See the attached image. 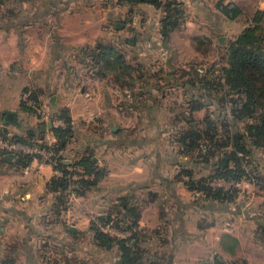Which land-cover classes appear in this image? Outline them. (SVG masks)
Listing matches in <instances>:
<instances>
[{
    "label": "crops",
    "instance_id": "obj_1",
    "mask_svg": "<svg viewBox=\"0 0 264 264\" xmlns=\"http://www.w3.org/2000/svg\"><path fill=\"white\" fill-rule=\"evenodd\" d=\"M180 1L185 20L169 33L166 40L162 39L159 32L161 18L150 17L139 27L140 33L145 30L147 34L141 35L136 44L131 46L136 51L140 45L137 55L149 53L151 58L158 60L157 64H161L151 70L155 71L151 73L156 76L155 80L141 83L143 88L141 86L140 89L149 92L151 97L143 105L146 109L139 104L133 106L130 95H127L130 100L117 105L115 100L120 95V90L116 89L118 87L112 82L107 86L98 85L99 80H92L85 86L83 84L78 93H75L71 83L60 80L54 86L64 93L60 96L64 104H60L56 95L51 96L50 101H55V107L58 104L68 107L70 124L73 129L79 130L80 135L74 144L76 147L68 148L66 145L59 151L62 162L81 168L82 177L92 178V175L84 173L81 166L73 165L81 157L91 156L94 164L104 170V176L98 184H102L109 193L106 199L97 201L111 205L116 201L115 197L124 196L129 198L128 201L135 202V229L139 235L138 246L145 252L143 260L159 264H206L205 261H198L202 258L199 252L207 248L206 235L209 230L214 231L213 247L222 256L238 257L244 251H264V238L260 237L264 229V200L251 196L242 198L241 193H247L253 187L250 181L243 179L229 181L237 189V195L231 202L195 200L192 191L185 185L189 178L182 172L184 167L190 165L172 158L173 145L161 147L156 141L169 135L160 129L153 114L158 103L155 93L159 89L162 92L192 88L187 79H176L177 82L174 79L176 83H173L176 69L172 65L182 60L207 57L203 49L205 46L216 45L219 51H225L224 47L249 25L254 12L264 10V0H232L237 11L241 9L242 12L234 18H228L219 7L229 0ZM241 5L253 7L250 18L243 16ZM150 7L153 11L160 10L152 4ZM10 42H13V37H10ZM87 42L90 40L86 38L74 40L76 45ZM126 42L131 44L132 40ZM162 61H165L164 64ZM189 70L181 68L180 73L187 76L195 74ZM143 75V72H138L139 77ZM111 91L115 92L114 98L111 97ZM161 96L163 100L165 95ZM159 103L162 105V101ZM206 104L191 111L195 120H201L209 113L210 105ZM5 105L0 103V120L6 111L12 110L17 113L18 124L6 125L2 122L4 127H12L16 134L23 137L34 133L31 126L24 128L16 109H9ZM187 111L189 113V109ZM127 114L134 115L122 128L119 122ZM59 125L64 126L63 123ZM43 128L40 126V132ZM46 132L40 135L39 140L49 138L47 129ZM52 139L55 140L54 135ZM4 155L0 151V252L5 251L6 259L11 260V255L17 254L18 259L13 256L14 260L17 259L12 261L13 264H47L42 263V259L38 261L39 257L36 256L37 250L45 246L49 252L53 251L52 255L59 253L60 258L52 260L54 264H78L77 237L84 225L68 223V217L74 216L75 212L59 209L61 206L57 204L62 201L56 196L59 191L48 189V182L60 174L56 173L52 164L41 162L38 157H32L26 165H22L16 156L8 162ZM184 155L178 154L186 159L188 156ZM257 155L260 156L256 160L262 166L264 153L259 152ZM206 166L203 168L208 170ZM124 201H120L122 205H126ZM81 214L77 216H89ZM124 235L121 238L126 237Z\"/></svg>",
    "mask_w": 264,
    "mask_h": 264
},
{
    "label": "rangeland",
    "instance_id": "obj_2",
    "mask_svg": "<svg viewBox=\"0 0 264 264\" xmlns=\"http://www.w3.org/2000/svg\"><path fill=\"white\" fill-rule=\"evenodd\" d=\"M161 2H165V0H161ZM177 2H180L182 5L180 0H177ZM240 7L244 10L243 16L250 18L253 7L250 5H241ZM164 10L160 8L159 11H153L150 4L131 0H0V103L6 104L5 106L9 109H16L24 128H29L28 126L33 128L34 135L33 138H30V142H34L37 145L40 142H45L50 150L54 152H56L58 144L56 139H52L53 134L51 130L55 125L60 126L59 123H63L65 126L66 124L60 119V116L62 114L69 116L70 114L66 105H60L64 104L63 98L60 99V96L64 93L58 88L55 89L56 87L54 86L60 80L66 81L68 84L71 83L75 87V93L79 92L83 84L85 86L87 83L92 82V80H96L97 82L99 80L100 83L98 85L104 84L106 86L110 84L109 82H112L118 87L116 89L120 90V95L115 100L117 105L130 100L127 98V95H130V102L133 106L139 104L141 108L146 109V106L143 105H145L146 99H150L151 97L149 96V92L140 89L141 86L143 88V84L141 83H144L145 80L149 82L150 80H155L156 76L151 75L155 71L151 70L154 67H159L161 64H157L158 60L154 59V57L151 58L152 56L149 53L137 55L139 52L137 50L141 49L140 45H137L136 51L131 49V46L136 44L141 35L147 34L145 30L142 33L139 31L142 22L150 17L152 19L162 18L165 14ZM240 12L241 9L237 11L236 15L240 14ZM185 17L186 15L182 12L176 18L179 22L178 26L184 22ZM258 26L264 36V16ZM10 37H13L12 43L10 42ZM78 38H86L90 42L76 45L74 44V40ZM127 40H132V43L128 44ZM106 43L114 45L117 50L124 54L127 64L130 65V71H126L129 74L118 77L115 74L104 76L98 74L99 64L96 63L94 57V54L97 53L95 50L96 45ZM203 49L208 54L207 57L182 60L172 65L176 69L174 72L176 75L172 77L173 83L178 81L176 79L183 81L195 79L192 72L203 75L205 71L207 78L211 82H219L217 78L221 67L225 65V51H219L216 45L205 46ZM139 57L142 59L138 60ZM162 62L164 64L165 61ZM181 68L190 69L189 72L192 74L187 76L180 73ZM138 72H143V77H139ZM174 79L176 82H174ZM114 91H111V97L113 98L115 97ZM162 94L165 95V98L163 97L164 101L161 99ZM55 95L58 101H61L56 107L54 106L55 101L53 103L50 101V97ZM155 95L158 103L153 109V114L157 120V124L160 125V129L169 135L168 138L163 140L157 138L158 145L161 147L173 145L175 149L172 152L171 156H174L172 158L190 165V167H184L183 170H190L194 180L203 176H211L212 168L210 165L206 166L208 170L203 168L206 164L202 162V158L197 151L204 148L203 144L201 147H191L190 150L188 149V153L184 151V155L182 154L183 146L178 141V137L189 128L188 120L190 115L187 111V102L193 98H198L205 103L211 101L210 103L212 104L208 109L210 110L209 113L213 117H219L226 122L229 104L224 100L221 107L219 102L220 98H224V92L217 88L201 90L192 87L187 90H163L162 92L159 89ZM226 98L228 99L229 97L226 96ZM159 101H162V105ZM262 110L264 113V109ZM133 115L130 116L133 117ZM130 116L127 114V116L121 119L119 124L122 128L127 124L129 118L132 119ZM48 123L51 124L50 128L49 126L47 127ZM85 124L86 122H84ZM245 124L246 121H241L238 123L237 128L243 132ZM40 126L44 127L43 131H41L42 133L40 132ZM11 128L4 127V124L0 120V130H6L8 136L23 137V135L16 134L15 130ZM45 128L49 132V138L41 141L39 140L40 135L47 133ZM158 129L156 131L157 134L159 133ZM91 130L94 131L93 129ZM225 130L228 129L223 127L222 131ZM229 131L231 132L232 129H229ZM78 132L79 130L73 129L71 125V133L66 140L65 148L67 146L68 148L77 146L74 144H76L77 139L80 137ZM224 140L225 138L223 137L222 142ZM250 150L252 151V157L249 160L252 162L254 159L256 164L245 162L244 165L248 173L241 179L248 181L247 178L251 177L253 179L251 181L253 187H250V191L247 193L246 191L242 192L241 196L244 199L247 196H251L257 200H261L262 198L264 200V160L261 161L262 166L256 160L260 156L257 154L259 152L264 153V149L253 147ZM230 151L231 148L229 146L223 147L220 154L217 155L216 160L220 165L223 158L227 160L226 165H231V160L229 159ZM1 152L3 153V150ZM57 154L59 158L60 152L58 151ZM178 154L188 157L182 159L183 157L178 156ZM209 183L213 187L223 186L226 189L232 187L229 181L215 179ZM106 191L107 189L103 188L100 183L87 189L78 188L72 183L70 187L60 190L56 195L62 198L61 203L57 204V206H61L59 209L75 212L74 216L68 217V223L77 226L84 225V228L77 237L78 264H117L116 260H119V264H121L118 245L114 244L111 248L99 246L94 238L96 228L103 231L102 228L107 225L113 227L119 232V236H112L113 238H121L126 233L128 234L124 236H132V232L130 233L131 229H120L118 227L133 226L135 202L128 201L129 198L127 199V197L122 196L115 197L116 201L113 204L104 205L98 201L108 197L109 193ZM191 194L194 195L195 200H204L201 193L192 191ZM88 198L91 200L87 201ZM121 200H125L127 202L124 201L126 205H122ZM126 206L133 208L134 211H130V214ZM79 213L89 216L87 218H80L77 216ZM101 217L105 218V220L109 218L110 222H102ZM113 219H118L122 223L117 225L115 222H111ZM213 232L211 230L207 231V248L205 251L199 252L202 258L198 262L205 261L206 264L264 263V251L262 250L244 251L238 257H230L227 254H223L222 256L213 247L215 240ZM262 241L264 242V240ZM44 247H40L36 252V256L39 257L38 261L42 259V263L54 264L52 260H55L56 257L60 258L59 253L52 255L53 251L49 252L50 250L48 251ZM0 256H2L0 264H7L6 262L11 260L6 259L5 251L0 252ZM13 256L18 259L17 254L11 255V263L14 260Z\"/></svg>",
    "mask_w": 264,
    "mask_h": 264
},
{
    "label": "trees",
    "instance_id": "obj_3",
    "mask_svg": "<svg viewBox=\"0 0 264 264\" xmlns=\"http://www.w3.org/2000/svg\"><path fill=\"white\" fill-rule=\"evenodd\" d=\"M131 1L149 3L157 8L165 9V14L160 20L159 30L163 40H166L169 33L178 26L179 22L176 18L182 14L183 9L177 0H165V2H161V0ZM219 7L228 18H234L237 14L235 4L231 8L225 4ZM263 16L264 10L255 11L249 25L227 44L225 48V65L221 67L217 78L219 82L213 83L207 78V74L199 75L197 73L194 74L195 79H189L187 82L191 87L201 90L211 88L222 90L224 98H220V105L222 107L224 100L229 104L226 122L219 117H213L210 113H207L201 120H195L191 116V111L202 108L205 102L198 98L190 99L187 102L188 114L190 115L189 120L187 119L189 128L178 137V141L183 146V153H188V149L190 150L191 147H201L202 144L204 146L203 149L197 151L202 158V162L212 168V175L194 180L190 170H182V172L189 178L185 181L187 188L201 193L204 200L208 202H231L237 195V189L233 187L226 189L223 186L213 187L210 186L209 182L215 179L223 181L240 180L248 173L244 165L245 162L256 164L254 159L252 162L249 160L252 157L250 148L264 149V117H262L264 116L262 112V109H264V36L258 26ZM95 50L97 53L94 54V57L96 63L99 64L98 74L100 76L115 74L118 77L129 74L126 71H130V65L127 64L124 54L117 50L114 45L110 43L97 44ZM226 96L229 98L227 99ZM210 102H206V105H211ZM60 117L66 125L53 126L51 131L58 144L55 152L57 158L55 168L61 169L62 175L54 176L48 182V189L52 191L65 190L72 183L81 189L97 185L104 176V170L94 164L91 156H83L73 165L81 166L84 173L92 175V178L81 177L70 180L67 177L69 173L65 169L67 164L62 162L61 156L58 158L57 152L65 146L71 133V124L69 116L62 114ZM241 121H246L243 132L237 128L238 123ZM223 127L228 130L222 131ZM229 129H232V131L230 132ZM33 135V133H29L25 137L8 136L6 130H0V137L4 139L10 138L11 140L30 144H35L30 142ZM223 137L225 140L222 142ZM38 146L50 149L45 142H40ZM227 146L231 148L229 157L231 165L222 167V160L220 165L216 159L223 147ZM16 157L19 158L22 165H26L33 156L17 154ZM247 180L253 181L251 177H248ZM126 209L129 213L134 211L131 207H126ZM136 217L134 212L133 226L118 227L120 229H131L132 236L113 238L108 233L96 228L94 238L97 244L104 248H111L114 244H117L120 249L121 264H159L156 261L143 260L145 252L138 246L139 235L135 229L137 227ZM101 220L105 223L110 222L109 218L105 220L101 217ZM111 222H115L117 225L122 223L118 219H113ZM260 235L261 238H264V229H262ZM6 263L13 264L11 261Z\"/></svg>",
    "mask_w": 264,
    "mask_h": 264
},
{
    "label": "built area",
    "instance_id": "obj_4",
    "mask_svg": "<svg viewBox=\"0 0 264 264\" xmlns=\"http://www.w3.org/2000/svg\"><path fill=\"white\" fill-rule=\"evenodd\" d=\"M234 2L229 0L225 3L228 7H233ZM0 150H3L4 154H11L13 156L22 155V156H33L38 157L41 162H48L53 165L56 173L62 175L61 169L55 168L57 164L56 154L53 150L42 148L37 144H30L24 143L18 140H11L10 138L4 139L0 137ZM65 169L69 172L67 177L70 179H79L83 175L81 168L76 166H65ZM102 230L108 233L111 236H119V232L115 230L113 227L107 225L106 227L102 228Z\"/></svg>",
    "mask_w": 264,
    "mask_h": 264
},
{
    "label": "water",
    "instance_id": "obj_5",
    "mask_svg": "<svg viewBox=\"0 0 264 264\" xmlns=\"http://www.w3.org/2000/svg\"><path fill=\"white\" fill-rule=\"evenodd\" d=\"M53 101V98L51 99ZM2 122L4 124H18V120H17V113L15 111H12V110H8L4 113V116H3V119H2ZM48 126L49 128L51 127V124L48 123ZM116 129V128H114ZM4 159L7 160L8 162H11L12 159H13V155L11 154H5L4 155ZM226 158H223L222 159V167H224L226 165ZM117 264L120 263L119 260H117L116 262Z\"/></svg>",
    "mask_w": 264,
    "mask_h": 264
}]
</instances>
